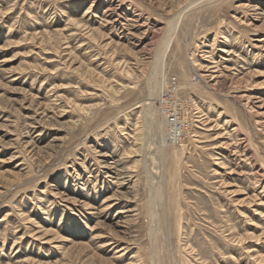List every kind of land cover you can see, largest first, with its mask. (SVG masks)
I'll return each instance as SVG.
<instances>
[{
  "label": "rangeland",
  "instance_id": "obj_1",
  "mask_svg": "<svg viewBox=\"0 0 264 264\" xmlns=\"http://www.w3.org/2000/svg\"><path fill=\"white\" fill-rule=\"evenodd\" d=\"M0 264H264V0H0Z\"/></svg>",
  "mask_w": 264,
  "mask_h": 264
},
{
  "label": "bare ground",
  "instance_id": "obj_2",
  "mask_svg": "<svg viewBox=\"0 0 264 264\" xmlns=\"http://www.w3.org/2000/svg\"><path fill=\"white\" fill-rule=\"evenodd\" d=\"M212 2V1H211ZM208 4V3H207ZM204 5V4H203ZM206 5V4H205ZM190 7V6H189ZM188 9V8H187ZM182 13V12H181ZM182 18V17H181ZM178 20V19H177ZM175 23L173 22V25H174ZM175 27H176V25H175ZM169 39H167V41H166V44H164V48L162 49V51H161V56H160V58H161V60H160V67L162 68V67H164V58H166L165 56H166V54H167V52L169 51V49H170V43H171V39H170V37H168ZM160 71H162L161 69H160ZM209 72V71H208ZM214 72H217V71H213V73ZM205 73H206V71H205ZM206 75V77H208V76H210V74H205ZM202 77H204V76H202ZM211 77V76H210ZM214 78H218V77H214ZM206 79V78H205ZM207 80V79H206ZM217 81V80H216ZM222 81V80H221ZM218 82V81H217ZM152 95V94H151ZM153 97V96H152ZM157 97V96H156ZM142 138V137H141Z\"/></svg>",
  "mask_w": 264,
  "mask_h": 264
}]
</instances>
